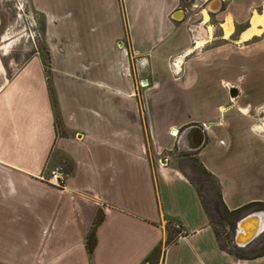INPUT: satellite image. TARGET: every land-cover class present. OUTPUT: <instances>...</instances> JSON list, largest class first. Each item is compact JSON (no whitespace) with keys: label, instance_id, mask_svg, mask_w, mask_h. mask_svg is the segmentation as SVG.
<instances>
[{"label":"crops","instance_id":"obj_1","mask_svg":"<svg viewBox=\"0 0 264 264\" xmlns=\"http://www.w3.org/2000/svg\"><path fill=\"white\" fill-rule=\"evenodd\" d=\"M28 1L48 63L38 50L12 76L0 66V264H143L165 242L161 264H264L221 247L195 184L167 160L173 128L191 148L189 129L202 127L194 150L229 207L264 200V117L251 111L264 95L230 100L239 85L264 87V0ZM245 56L255 66L248 58L233 84ZM167 220L186 234L167 242Z\"/></svg>","mask_w":264,"mask_h":264},{"label":"rangeland","instance_id":"obj_2","mask_svg":"<svg viewBox=\"0 0 264 264\" xmlns=\"http://www.w3.org/2000/svg\"><path fill=\"white\" fill-rule=\"evenodd\" d=\"M0 19L2 23L0 24V66L4 67L9 76H12L19 68L22 66L34 52L40 50L43 54L45 63H48V53L45 44L44 37V26L41 15L32 8L28 0H0ZM201 39V38H200ZM247 40V39H244ZM232 43H236V39L230 40ZM206 43V40H205ZM238 44V43H237ZM248 42L243 44L246 48L248 47ZM204 45V44H203ZM184 57H178L173 63L172 69L176 74H179L182 69ZM244 63L242 62L241 77L242 81L233 84L239 85L241 82L247 79V67L248 58L250 62L255 66V62H252V57H243ZM177 63V65H176ZM180 65V66H179ZM250 67V66H249ZM264 78V76L262 77ZM261 78V79H262ZM5 78L0 79V86L2 85ZM142 81H139V86L141 87ZM230 83H226L225 94L230 96ZM144 86V84H143ZM240 96L231 98L230 100L234 103L235 109L239 107H249L247 103H241L242 101H247L251 97L263 96L264 87L254 88L251 86L239 85ZM180 88L177 87V90ZM162 88L159 91L162 92ZM182 104V103H180ZM264 104L252 105V110L257 113V117L261 120L264 117V112L259 110ZM146 112V111H145ZM144 112V113H145ZM258 119V120H259ZM260 122V121H259ZM258 122V123H259ZM214 123V121H213ZM257 124V123H256ZM215 126L212 125L214 130ZM256 128H262L256 126ZM211 129V137L214 138V133ZM184 127L180 129L179 135L174 138V146L171 153L170 162H173L180 168H182L187 176L195 184L205 210L208 214L211 225L213 226L217 239L219 242L228 250L235 252L237 254L253 253L257 254L264 250V230L245 248H237L234 244V236L236 231L237 222L249 214L250 212L261 210L264 211V200H253L243 203L237 208H231L227 204L224 194H223V184L220 177L214 173L212 170L206 167L203 163L201 156L197 151L189 147L188 142L183 136ZM57 131L59 134H64V126L59 121ZM172 133V132H171ZM241 133V132H237ZM229 135V133H228ZM235 138V137H234ZM242 138V137H239ZM208 142H210V136H208ZM227 137L225 140H220L221 143H227ZM212 143V141L210 142ZM213 143L214 140H213ZM153 143L149 141L150 151L153 159L155 160V152L153 148ZM226 145V144H224ZM166 159V157H164ZM61 165L65 171L70 172L73 168L72 161L65 155L62 156ZM239 209L236 213H231L230 210ZM168 228V241L173 240L176 233L179 231L177 224L167 220ZM161 246V252L152 256L148 262L143 264H161V257L163 254L164 246Z\"/></svg>","mask_w":264,"mask_h":264},{"label":"bare ground","instance_id":"obj_3","mask_svg":"<svg viewBox=\"0 0 264 264\" xmlns=\"http://www.w3.org/2000/svg\"><path fill=\"white\" fill-rule=\"evenodd\" d=\"M143 84H144V86L146 85L145 82ZM172 134L178 135L179 130L176 128H173ZM253 212H255L256 214H254L253 216H250L245 221H243V223L241 225V229L238 230L239 240L242 244H245V245H246V242L248 241V239L253 238L255 236L257 237L260 234V232H262L264 230V211L256 210ZM244 217H242V218H244Z\"/></svg>","mask_w":264,"mask_h":264},{"label":"water","instance_id":"obj_4","mask_svg":"<svg viewBox=\"0 0 264 264\" xmlns=\"http://www.w3.org/2000/svg\"><path fill=\"white\" fill-rule=\"evenodd\" d=\"M144 82H146V81H144ZM230 93H231L232 97H237L239 95V90L237 87L231 86L230 87ZM188 139L190 141V146L192 149L200 147L204 143V140H205L204 129L202 127H198V126L191 127L188 131ZM254 214H256V213L251 212L237 222L234 240H235V243H237L238 245H245V244H242L239 240L238 230L241 229V225H242L243 221H245L250 216H253ZM255 237L248 239L246 244H249L250 242H252L255 239Z\"/></svg>","mask_w":264,"mask_h":264},{"label":"trees","instance_id":"obj_5","mask_svg":"<svg viewBox=\"0 0 264 264\" xmlns=\"http://www.w3.org/2000/svg\"><path fill=\"white\" fill-rule=\"evenodd\" d=\"M55 106H56V103H55ZM58 123H59V117L57 115V127H58ZM238 210L239 209H232L230 211H231V213H236ZM101 220H102V218L100 216H97V218L95 219L93 227L91 228V230L89 231V233L87 235L86 246H87V249H88V251L90 253H93L95 248H96V246H97V241H98L97 240V226L101 222ZM220 245H221L222 248L226 249L221 243H220ZM160 252H161V246L157 247L151 253V255L147 257L145 262H148L152 256H155L157 253H160ZM262 254H264V250L258 252L256 255H262Z\"/></svg>","mask_w":264,"mask_h":264},{"label":"built area","instance_id":"obj_6","mask_svg":"<svg viewBox=\"0 0 264 264\" xmlns=\"http://www.w3.org/2000/svg\"><path fill=\"white\" fill-rule=\"evenodd\" d=\"M141 83H143V81ZM50 181H52L53 183L60 186V185H63L65 183V177L61 174V172L58 169H56V170L53 169V170H51ZM176 226L179 228V236L183 237L186 234V231L182 229L180 224H177ZM234 242H235V240H234Z\"/></svg>","mask_w":264,"mask_h":264},{"label":"flooded vegetation","instance_id":"obj_7","mask_svg":"<svg viewBox=\"0 0 264 264\" xmlns=\"http://www.w3.org/2000/svg\"><path fill=\"white\" fill-rule=\"evenodd\" d=\"M144 81V80H143Z\"/></svg>","mask_w":264,"mask_h":264}]
</instances>
